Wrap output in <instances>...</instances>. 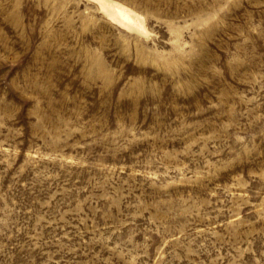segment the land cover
Listing matches in <instances>:
<instances>
[{
	"label": "rangeland",
	"instance_id": "1",
	"mask_svg": "<svg viewBox=\"0 0 264 264\" xmlns=\"http://www.w3.org/2000/svg\"><path fill=\"white\" fill-rule=\"evenodd\" d=\"M0 0V264H264V0Z\"/></svg>",
	"mask_w": 264,
	"mask_h": 264
},
{
	"label": "bare ground",
	"instance_id": "2",
	"mask_svg": "<svg viewBox=\"0 0 264 264\" xmlns=\"http://www.w3.org/2000/svg\"><path fill=\"white\" fill-rule=\"evenodd\" d=\"M98 1L107 12L113 14V17L127 23L131 28L135 29L138 32L144 33L146 31L143 21L133 11L111 0Z\"/></svg>",
	"mask_w": 264,
	"mask_h": 264
}]
</instances>
